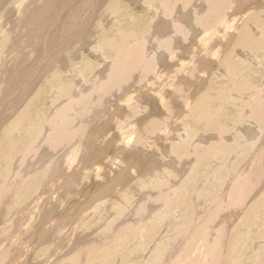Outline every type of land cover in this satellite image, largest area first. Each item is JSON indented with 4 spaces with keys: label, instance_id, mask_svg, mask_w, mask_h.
Segmentation results:
<instances>
[{
    "label": "rangeland",
    "instance_id": "obj_1",
    "mask_svg": "<svg viewBox=\"0 0 264 264\" xmlns=\"http://www.w3.org/2000/svg\"><path fill=\"white\" fill-rule=\"evenodd\" d=\"M34 1L38 4L30 0H0V241L6 240L0 245V256L9 261L1 262L0 259V264H71L73 261L76 264L78 257L77 264H162L160 259L163 256L168 259L172 254L175 256L169 260L170 264H264V172L261 171L264 165L258 161H264V130L261 129L264 125L255 127L252 119H249L250 127L233 125V120L238 122V116L242 120V108L253 105V97L257 100L256 94L264 95V21H261L264 19V0H222V14L218 16H212L206 5H199L203 9L196 17L207 22L209 27L216 22L208 34L203 28L204 37L202 33L198 36L190 34L193 40L190 37L188 44L183 40L190 26L199 22L194 15H189L195 12L199 0H180L171 27L168 26V15L164 16V21L155 22L153 13L156 12L152 11L166 6L171 0L163 3L160 0ZM182 13L184 17L179 16ZM220 18L225 22H220ZM180 19L186 27L185 32L181 31ZM153 23L164 30L163 34L155 32L153 28L156 27L151 26ZM172 27L179 30L174 31ZM177 31L181 35L173 38V48L179 54H175L172 61L168 51H161V44H143L144 52L141 53L139 39L144 33L153 37L157 34V38H161L169 35L168 32ZM248 33L251 37L246 40ZM207 37L211 42V45L207 44L209 50L203 48L204 56L198 58V45ZM244 39L262 42L259 48H254L250 44L247 46ZM196 40L200 41L197 43ZM217 42L220 48L216 47ZM190 43L196 47L194 44H191L195 47L193 49L186 47ZM114 44H120L124 49L118 52ZM156 48L160 51L155 52L153 49ZM245 51L250 52V57L243 55ZM134 55L137 58L132 65ZM147 57L154 59L153 66L157 65L156 71L147 77L150 82L140 80L142 82L136 84L139 79L134 75L131 78L135 82L133 89L127 87L124 91L119 89L105 96L98 95V89H105V83L115 81L125 70L140 69L142 60ZM203 57L205 61L208 59L212 68L207 66L202 74L198 67H193ZM185 58H188V64L183 62ZM178 59L182 61L177 62ZM182 62L185 65L181 69L179 66L178 71L174 69L176 74L163 79L164 82L169 80L165 84H174L177 76L188 80L181 90V99L172 104L177 110L173 106L167 108L170 103L167 97L172 90L168 89L167 96H161L164 91L161 72ZM191 72L203 76L199 74V78L196 74V78ZM193 78L195 82L190 81ZM86 97L89 100L86 101ZM138 97L141 99L139 103ZM165 102L167 107H164ZM116 119H119L116 128H122V131L114 129ZM130 119L138 121L131 122ZM57 131L63 136L56 133L60 142L52 143L50 137ZM136 135L141 137V147L126 153L125 158L118 157L117 154ZM123 142L128 143L124 145ZM36 146L40 147V152L34 149ZM189 148V152L195 155L183 158ZM74 153L79 156L72 163L68 162L67 157ZM180 157L183 159L179 160ZM112 160L114 163L118 160L115 168L110 165ZM97 163L100 165L95 168ZM257 164L263 167H257ZM88 168L93 172L96 169L94 173L99 178L91 171L86 172ZM234 170L240 171V179L236 180ZM43 177L47 180L44 178V181ZM29 179L33 189L28 191V197L20 198ZM233 180L237 191L231 189L234 188ZM91 181L100 187L96 188ZM46 183L47 188L38 193ZM72 183L76 186L72 187ZM239 186H245L247 192L244 188L239 192ZM67 187L73 190L67 192ZM91 188L95 191L102 189L103 193L94 191L96 196ZM223 194L226 195L222 197ZM155 199L160 200L154 203ZM45 201L52 204H44ZM232 201L236 202L234 208L230 206ZM39 203L48 208L40 212ZM216 205L219 209L212 213L210 208ZM204 216H207L209 226L216 224L211 233L196 221ZM189 219L190 222L186 223ZM223 225L225 235H221ZM8 228L13 231L12 235ZM182 229H186L187 234L176 240ZM13 236L15 238H10ZM212 239L222 246L218 253L214 245H209ZM15 255L18 256L14 257L16 260L12 259Z\"/></svg>",
    "mask_w": 264,
    "mask_h": 264
},
{
    "label": "bare ground",
    "instance_id": "obj_2",
    "mask_svg": "<svg viewBox=\"0 0 264 264\" xmlns=\"http://www.w3.org/2000/svg\"><path fill=\"white\" fill-rule=\"evenodd\" d=\"M35 2V3H37V1H34V0H30V2ZM161 2L160 3H163L165 0H160ZM168 1V0H167ZM180 0H171L170 1V3L169 2H167L168 4H165L166 6H160V7H162V9L160 8V7H158V9L159 10H152L153 12H156V14H154L153 13V17H154V19H155V22H158V21H156V20H161V21H164V16H166V15H168V17H169V22H170V25H168L169 27H171V23L172 24H174V20H173V17H177L176 16V12H175V7L178 5V4H180V2L182 1H180ZM232 1V0H231ZM257 1V0H256ZM81 2H83V1H81ZM80 2V3H81ZM89 2H91V0L89 1ZM221 2H222V0H199L198 1V3L196 4V6L194 7V9H195V12L194 13H192L191 15H189L190 17H193V15H194V17H196V15L197 14H199L200 12H201V10L203 9V8H200L199 7V5H202L203 7L206 5V7L208 8V10H210V12L212 13V16H218V15H221L222 14V8H221ZM226 2V1H225ZM227 3V2H226ZM260 3V2H259ZM38 4V3H37ZM41 4V3H40ZM52 4V3H51ZM54 5V4H53ZM81 5H82V3H81ZM56 6V5H55ZM201 6V7H202ZM223 6V5H222ZM228 6V5H227ZM248 6H250V5H248ZM14 7H16V6H14ZM257 7V6H256ZM224 8V7H223ZM251 7H249V9H250ZM14 9V8H13ZM156 9V8H155ZM178 9V8H177ZM205 9V8H204ZM246 9V8H245ZM244 9V10H245ZM46 10V9H45ZM182 10H184V9H182ZM206 10V9H205ZM262 10V9H261ZM150 11V10H149ZM177 11V10H176ZM241 11V10H240ZM249 11V10H248ZM9 12V11H8ZM36 12V11H35ZM158 12H159V14H158ZM180 12V11H179ZM185 12V11H184ZM256 12V11H255ZM260 12V11H259ZM246 13V12H245ZM22 14H25L24 12L22 13ZM207 15H208V13H207ZM223 15H225V17H226V13L224 14V12H223ZM257 15V14H256ZM27 16V15H26ZM179 16H182V17H184L185 15L182 13V15H179ZM31 17V16H30ZM207 17V16H206ZM259 17V16H258ZM262 17V16H261ZM28 18V17H27ZM181 18V17H180ZM197 19H198V23H193V25L192 26H190V30L188 31L189 33H188V35L186 36V39L185 40H183V41H185V44H188V41H189V38L191 37H193V36H191V35H196V36H198V34L199 33H202L203 34V37H204V34H208L209 32H210V30H211V28L210 27H212V28H214L212 25L216 22H212V25H211V23H210V27H209V24L207 25L206 23H204L203 21L204 20H202V19H200L198 16L196 17ZM208 18H209V16H208ZM30 19V18H29ZM151 19L153 20V18L151 17ZM185 19V18H184ZM183 19V20H184ZM209 20V19H208ZM207 20V21H208ZM21 21V20H20ZM27 21H28V19H27ZM168 21V20H167ZM166 21V22H167ZM197 21V20H196ZM214 21V20H213ZM261 21H264V19L263 20H261ZM154 22V21H153ZM220 22H225V20H224V18H220ZM233 22V21H232ZM231 22V23H232ZM180 23L182 24V26H181V31H184V28H186L185 27V25H183V23H182V20L180 19ZM209 23V22H208ZM219 23V22H218ZM226 23H227V21H226ZM243 23V22H242ZM263 23V22H262ZM151 26L153 27V26H155L154 25V23L153 24H151ZM151 26H150V28H151ZM162 26H163V24H162ZM176 26V25H175ZM202 26H204V27H202ZM206 26V27H205ZM156 28H153V29H155V32H157L158 34H163V31L164 30H161V28H159V26L158 25H156L155 26ZM161 27V26H160ZM263 27V26H262ZM55 28V27H54ZM173 28V27H172ZM177 29H178V27H176ZM203 28H205V30H206V33H205V30H203ZM89 29V28H88ZM174 29V31H176L175 30V28H173ZM25 30H27L26 28H25ZM168 30V29H167ZM179 30V29H178ZM227 30V29H226ZM187 31V30H186ZM29 32V31H28ZM165 32H166V30H165ZM180 32V31H179ZM185 32V31H184ZM184 32H182L183 34H184ZM236 32V31H235ZM264 32V31H263ZM168 33H170L169 35H167V36H165V37H159V38H157V34L153 37V35H148V33H144V35L139 39V44H140V47H141V50H142V52L141 53H143L144 51H143V48L144 47H142L143 46V44H144V46H145V44H147L148 43V45H149V43L151 42V43H156L157 45L158 44H161L162 45V47L160 48L161 49V51L162 50H165L166 52L168 51V57H169V59L171 58V61H172V58H174V55L176 54H179V51H177L176 52V49H174L173 48V38L175 39V37L176 36H178V35H181V34H178V31H177V33L176 32H168ZM247 33V32H246ZM186 34V33H185ZM184 34V35H185ZM191 34V35H190ZM237 34V33H236ZM235 34V35H236ZM32 35V34H31ZM248 35V36H247ZM247 35H245V38H246V40H248L249 38L248 37H251V35L249 36V33L247 34ZM152 36V37H151ZM159 36V35H158ZM243 36V35H242ZM201 37V36H200ZM241 37V36H240ZM152 38V39H151ZM182 38H185L184 36H182ZM196 38V37H195ZM214 38V37H213ZM239 38V37H238ZM85 39V38H84ZM252 39H253V37H252ZM191 40H193V38L191 39ZM233 40V39H232ZM238 40V39H237ZM245 40V39H244ZM245 40V42H246V44H247V46H250L251 45V47L253 46H258V45H260L261 44V42L259 43V42H257V40L256 41H254V42H250V41H252V40H250V41H246ZM263 40V39H262ZM195 41V40H194ZM197 41V40H196ZM198 41H200V40H198ZM198 41H197V43H198ZM203 41V42H202ZM202 41L200 42V46L198 45V47H200L199 48V51L196 53V54H199V57L198 58H200V55H202V49L203 48H206L211 42H210V40H209V37H207V39H202ZM204 41H206V42H204ZM55 42V41H54ZM87 42V41H86ZM177 42V41H176ZM182 42V41H181ZM230 42V41H229ZM238 42H240V41H238ZM242 42V41H241ZM26 43V42H25ZM25 43H24V45H25ZM88 43V42H87ZM195 43V42H194ZM194 43H190V45L189 46H186V47H191L192 45L191 44H194ZM63 44V43H62ZM155 44V45H156ZM208 44V45H207ZM241 44V43H240ZM245 44V45H246ZM250 44V45H249ZM85 45V44H84ZM151 45V44H150ZM211 45V44H210ZM219 45H220V43L219 42H217V44H216V47L218 46L219 47ZM225 46L227 45V44H224ZM114 46L117 48V50H118V52L120 51V50H122V49H124L123 48V46L122 45H120V44H114ZM175 46V45H174ZM194 46H195V44H194ZM191 47L192 49L193 48H195V47ZM238 46V45H237ZM241 46H243V45H241ZM263 47H264V45H262ZM262 46H261V48H262ZM23 47V46H22ZM183 47V46H182ZM24 48V47H23ZM153 48V47H152ZM165 48V49H164ZM190 48V49H191ZM220 48V47H219ZM218 48V49H219ZM226 48V47H225ZM255 48V47H254ZM254 48H251V49H254ZM258 48H259V46H258ZM258 48H256V49H258ZM207 49H208V47L206 48V49H204V50H206L207 51ZM213 49V48H212ZM264 49V48H263ZM262 49V50H263ZM21 50V49H20ZM126 50V49H125ZM155 52L156 51H160L159 49H157L156 48V50L155 49H153ZM177 50H182V48H177ZM183 50H185V49H183ZM182 50V51H183ZM209 50V49H208ZM217 49H215V51H216ZM221 50H222V48H221ZM225 50V49H224ZM224 50H223V52H224ZM22 51V50H21ZM128 51V50H127ZM205 51V52H206ZM218 51V50H217ZM216 51V52H217ZM235 51V50H234ZM191 52V51H190ZM205 52H203L204 54H205ZM210 52H214V51H210ZM163 53V52H162ZM225 53V52H224ZM250 52H247L246 53V51L245 52H243V55L245 56V55H247V56H249L250 54H249ZM153 54H155V53H153ZM152 54V55H153ZM210 54V53H209ZM209 54H206V56L207 55H209ZM156 55V54H155ZM186 55L188 56V53H186ZM195 55V54H194ZM146 56V55H145ZM184 56V55H183ZM190 56V55H189ZM193 56V55H192ZM202 56H204V55H202ZM205 56V57H206ZM9 57H11V56H9ZM153 57V56H152ZM163 57V56H162ZM185 57V56H184ZM236 57V56H235ZM250 57V56H249ZM251 57H252V55H251ZM134 58H135V61H134V63H132V65H134L135 63H136V58H137V55H134ZM195 58V57H194ZM193 58V59H194ZM204 58V57H203ZM199 59V61H197V64H195L194 63V61H196V59L193 61V64H195L194 65V67L193 68H197L198 67V71H202L204 68H207V66H209L210 64L207 62L208 61V59H206V61H205V58L204 59ZM208 58V57H207ZM181 59V58H180ZM186 59V61H183L185 64H188L187 63V60H188V58H185ZM212 59H214V58H212ZM160 60H158V62H159ZM182 60H177V62H181ZM189 61V60H188ZM253 61V60H252ZM126 62H128L129 63V61L128 60H126ZM183 62L182 63H178V64H174L172 67L170 66V64H168V66H170L171 68H169L167 71H165V72H161V73H163L162 74V80L163 79H165L166 77H168V76H171L172 74H176V73H174L175 71H176V68H177V71H178V69H179V66H180V69L182 68V65H185V64H183ZM190 62H191V60H190ZM254 62V61H253ZM153 63H155L154 62V59L153 60H151V59H148V57L147 58H145L144 60H142V63L140 64V69H135V70H125V71H123L117 78H116V80L115 81H108V83H105L106 84V86H104V88L105 89H98V91H97V93H98V95H102V96H105L107 93H109V92H111V91H115V90H117V91H119V89H126L127 87H130V89L132 88V87H134V84H135V82H133L134 80H132L131 78H132V76H136V77H138V82H136V84L138 83V84H140V82H142V81H140V80H145V81H147V77L148 76H150V75H152L151 73L155 70L154 68L156 67V69H157V65L155 64L154 66H153ZM192 63V62H191ZM245 63V62H244ZM258 63V62H257ZM5 64H7V59H6V63ZM159 64V63H158ZM161 64V63H160ZM16 65V64H15ZM14 65V66H15ZM196 66V67H195ZM206 66V67H205ZM201 67V68H200ZM210 67H211V65H210ZM6 68V67H5ZM212 68V67H211ZM13 69H15V67L13 68ZM148 69H150V71H148ZM174 69H175V71H174ZM194 69V70H195ZM160 70V69H159ZM159 70H157V72L159 73ZM193 70V69H192ZM207 70V69H206ZM156 71V70H155ZM181 71V70H180ZM204 71V70H203ZM149 72V73H148ZM182 72V71H181ZM188 72H190V71H188ZM192 74H195L194 72H191ZM202 73V72H201ZM201 73H196V74H198L197 76L199 77V74H201ZM157 74V73H156ZM189 74V73H188ZM196 74H195V76H196ZM203 74V73H202ZM201 74V75H202ZM221 74V73H220ZM186 75V74H185ZM14 76V75H13ZM173 76V75H172ZM171 76V77H172ZM192 76H194V75H192ZM196 76V78H198ZM203 76V75H202ZM1 77V76H0ZM159 77V76H158ZM205 77V76H204ZM200 78V77H199ZM150 79V78H149ZM156 79V78H155ZM173 79V78H172ZM223 79V78H222ZM0 80H1V78H0ZM159 80V79H158ZM161 80V78H160V81H162ZM168 79H166V81H167ZM200 80V79H199ZM232 80V79H231ZM2 81V80H1ZM144 81V82H145ZM154 81V80H153ZM165 81V82H166ZM169 81V80H168ZM173 81V80H172ZM174 81H175V83L173 84V83H171V84H165V82H164V80H163V86L162 85H160V86H162L163 87V89H164V91L160 94L161 96H167L168 94V92L170 91V90H172L171 91V93H169V97H167L168 99V102H170L169 103V107H167L168 106V104L165 102V106L164 107H167V108H170V106H173V108H175L176 109V107H175V105H172L173 103H175V102H177L178 100H180L181 99V95H182V93H181V90H183L184 88H185V86H184V84H185V82L187 83L188 82V80L186 79V78H183V77H181V79L177 76V78L175 79L174 78ZM180 81V82H179ZM190 81H192V82H195L194 81V78L193 79H190ZM213 81V80H212ZM148 82H150V81H147V83ZM170 82H171V80H170ZM203 82H204V80H203ZM153 83V82H152ZM150 84V83H149ZM145 85V84H144ZM165 85L167 86V87H165ZM197 85V84H196ZM241 85V84H240ZM263 85V84H262ZM146 86V85H145ZM158 87V88H161V87ZM224 87V86H223ZM145 88V87H144ZM157 88V87H156ZM165 88H167V90H165ZM237 88V87H236ZM133 89V88H132ZM148 89V88H147ZM152 89H154V88H152ZM168 89H170V90H168ZM231 89V88H230ZM243 89V88H242ZM252 89V88H251ZM254 89V88H253ZM264 89V88H263ZM262 89V90H263ZM127 90V89H126ZM222 90V89H221ZM260 90H261V87H260ZM124 91V90H123ZM155 91V90H154ZM160 91V90H159ZM258 91V90H257ZM256 91V92H257ZM259 92H262V91H259ZM236 93V92H235ZM111 94V93H110ZM109 94V95H110ZM148 94H151V93H148ZM157 94V93H156ZM156 94H154V95H156ZM262 94H264V93H262ZM94 95V94H93ZM95 95H96V92H95ZM122 95V94H121ZM125 95V94H124ZM135 95V94H134ZM141 95V94H140ZM158 95V94H157ZM156 95V96H157ZM189 95V94H188ZM257 96H256V98H257V100H254V98L255 97H253V100H252V98H251V100H252V102L253 103H251V104H253V105H255L256 107H253V105H251L250 107H247V106H245V107H243L242 109V111L240 112V113H242V120L240 119L241 117H239L238 116V118H237V120H238V122H236V121H234L233 120V125L234 126H237V124H239V125H247V127H250V125H252V124H249V122H250V120L249 119H252L251 121H253L254 122V125L253 126H255L256 127V125H257V127H260V126H258L259 124L260 125H264V95H260V94H256ZM133 96V95H132ZM142 96V95H141ZM248 96V95H247ZM92 97V96H91ZM99 97V96H98ZM97 97V98H98ZM191 97V96H190ZM190 97H189V99H190ZM201 97V96H200ZM219 97V96H218ZM89 98H90V95H89ZM100 98V97H99ZM102 98V97H101ZM100 98V99H101ZM125 98V97H124ZM128 98H129V96H128ZM152 98V97H151ZM154 98V97H153ZM91 99V98H90ZM137 99H139V101H138V103L139 102H141L140 100V97H138ZM163 99V98H162ZM162 99H160L161 101H163ZM187 99V98H186ZM188 99V100H189ZM207 99V98H206ZM87 100H89L87 97H86V101ZM126 100V99H125ZM166 100V101H167ZM185 100V99H184ZM239 100V99H238ZM131 102H132V100H130ZM129 101V102H130ZM136 101V100H135ZM187 101V100H186ZM237 101V100H236ZM85 102V101H84ZM196 102V101H195ZM221 102V101H220ZM235 102V101H234ZM251 102V101H250ZM90 103V102H89ZM185 103V102H184ZM244 103V102H243ZM82 104H84V103H82ZM81 104V105H82ZM96 104V103H95ZM223 104V103H222ZM94 105V104H93ZM164 105V104H163ZM201 105V104H200ZM120 106V105H119ZM128 106V105H127ZM138 106V105H137ZM86 107H88V106H86ZM129 107V106H128ZM155 107V106H154ZM198 108H199V106H197ZM132 108V107H131ZM152 108V107H151ZM102 109V108H101ZM129 109V108H128ZM188 109V108H187ZM197 109V108H196ZM218 109V108H217ZM249 109V110H248ZM259 109H260V111H259ZM151 110V109H150ZM177 110V109H176ZM192 110V109H191ZM97 111H99V110H97ZM96 111V112H97ZM127 111H129V110H127ZM179 111V110H178ZM197 111V110H196ZM195 111V112H196ZM208 111V110H207ZM96 112H95V114H96ZM114 112V111H113ZM145 112V111H144ZM177 112V111H176ZM175 112V113H176ZM192 112H193V110H192ZM194 112V113H195ZM101 113V112H100ZM107 113V112H106ZM128 113V112H127ZM139 113V112H138ZM154 113V112H153ZM156 113H157V111H156ZM178 113V112H177ZM233 113V112H232ZM239 113V114H240ZM99 114V113H98ZM97 114V115H98ZM115 114V113H114ZM229 114V113H228ZM111 115H113V114H111ZM116 115V114H115ZM114 115V116H115ZM124 115H125V112H124ZM182 115V114H181ZM201 115V114H200ZM151 116V115H150ZM156 116V115H155ZM154 116V117H155ZM102 117V116H101ZM109 117V116H108ZM112 116H110V118H111ZM124 117V116H123ZM173 117H175V116H173ZM181 117V116H180ZM201 117V116H200ZM221 117V116H220ZM224 117V116H223ZM57 118V117H56ZM124 118H126L127 119V117H124ZM141 118V117H140ZM156 118V117H155ZM178 118V117H177ZM39 119V118H38ZM54 119V118H53ZM142 119V118H141ZM140 119V120H141ZM157 119V118H156ZM94 120V119H93ZM92 120V121H93ZM112 120V119H111ZM117 120V122H115V124H114V129L116 128V126L118 127V125H117V123H118V121H119V119H116ZM115 120V121H116ZM131 120V119H130ZM247 120H249V121H247ZM121 121V120H120ZM123 121V120H122ZM133 121H138V120H133ZM132 120H131V122H133ZM142 121L143 120H141V124H142ZM213 121V120H212ZM224 121V120H223ZM232 121V120H231ZM123 122H125V121H123ZM122 122V123H123ZM150 122V121H149ZM33 123V122H32ZM41 123V122H40ZM128 123V122H127ZM130 123V122H129ZM152 123V122H151ZM251 123V122H250ZM46 124V123H45ZM119 124V123H118ZM126 124V123H125ZM136 124V123H135ZM132 125V124H131ZM130 125V126H131ZM174 125H175V123H174ZM238 125V126H239ZM120 126V125H119ZM137 126H139V125H137ZM231 126H232V124H231ZM29 127V126H28ZM126 127V126H125ZM224 127V126H223ZM228 127V126H227ZM261 127H263V128H261ZM260 128L262 129V130H264V126H261ZM121 128V127H120ZM126 128H131V127H126ZM183 128V127H182ZM207 128V127H206ZM234 128V127H233ZM232 128V130H234ZM35 129V128H34ZM43 129V128H42ZM117 129V128H116ZM115 129V130H116ZM119 129V128H118ZM117 129V130H118ZM225 129V128H224ZM249 129V128H248ZM44 130V129H43ZM89 130V129H88ZM120 131H122V128L121 129H119ZM132 130H133V128H132ZM231 130V131H232ZM256 130V129H255ZM257 130L259 131V128H257ZM256 130V131H257ZM46 131V130H45ZM129 131V130H128ZM146 131V130H145ZM230 131V130H229ZM229 131H227V132H229ZM236 131V130H235ZM257 131V132H258ZM59 132V136L60 137H62L63 135H62V133L60 132V131H57V132H55L54 133V135L52 136V137H50L51 138V140L53 141H51L52 143H59L60 142V137H58L57 136V134L56 133H58ZM217 132H219V131H217ZM225 132V131H224ZM254 132V131H253ZM118 133H119V131H118ZM121 133V132H120ZM124 133H125V131H124ZM173 133V132H172ZM222 133H223V131H222ZM260 133H262V131L260 130ZM127 134H128V132H127ZM206 134V133H205ZM226 135V133H223V135ZM250 134V133H249ZM62 135V136H61ZM79 135V137L81 136L80 134H78ZM125 135H126V133H125ZM125 135H124V137H125ZM130 135V134H129ZM217 135V134H216ZM220 135H222V134H220ZM240 135V134H239ZM54 136H56V137H54ZM122 136H123V134H122ZM218 136V139H219V135H217ZM78 137V138H79ZM140 137V135H136V136H134V137H132L131 138V140L129 141V143L127 144V143H124L123 142V144L125 145V144H127L126 145V147L124 148V149H122V151L119 153V154H117V156L119 157H123V158H125V156H126V153H128L129 151H134V149L135 150H137L138 148H136V147H138L141 143H139V142H141L140 140H141V137ZM221 137V136H220ZM126 138H128V137H126ZM185 138V137H184ZM213 138V137H212ZM228 138V137H227ZM238 138V140H239V137H237ZM245 138V137H244ZM140 139V140H139ZM202 139V138H201ZM217 139V140H218ZM247 139V138H246ZM81 140H83V138L81 139ZM143 140V139H142ZM159 140V139H158ZM203 140V139H202ZM207 140V139H206ZM220 140V139H219ZM237 140V141H238ZM117 141V140H116ZM215 141V140H214ZM213 140H212V142H214ZM220 141H222V140H220ZM226 141V140H225ZM228 141V140H227ZM236 141V142H237ZM240 141V140H239ZM114 142V141H113ZM247 142H249V141H247ZM116 143V142H115ZM216 143V142H215ZM252 143H254V142H252ZM256 143V142H255ZM114 144V143H113ZM113 144H112V146H113ZM202 144V143H201ZM214 144V143H213ZM238 144H239V142H238ZM249 144V143H248ZM117 145V144H116ZM121 145V144H120ZM255 145H257V144H255ZM53 146V145H52ZM213 146V145H212ZM211 146V147H212ZM239 146H240V144H239ZM260 146V145H259ZM139 147H141V146H139ZM248 147V146H247ZM39 148L40 147H38V146H36L34 149L38 152V150H39ZM114 148V147H113ZM113 148H111V149H113ZM118 148V147H117ZM240 148V147H239ZM259 148V147H258ZM53 149V148H52ZM54 149H55V147H54ZM109 149V148H108ZM212 149V148H211ZM225 149V148H224ZM236 149H237V147H236ZM246 149V148H245ZM248 149V148H247ZM101 150V149H100ZM100 150H99V152H100ZM189 150H190V148L188 149V150H186V152H185V155H182L183 156V158H187V157H192L191 155H195V153H191V152H189ZM235 150V149H234ZM237 150H239V149H237ZM115 151V150H114ZM221 151V150H220ZM222 151H224V150H222ZM236 151V150H235ZM234 151V152H235ZM39 152H40V150H39ZM91 152H93V151H91ZM91 152H88V153H91ZM148 152V151H147ZM225 152V151H224ZM238 152V151H237ZM247 152V151H246ZM151 153V152H150ZM216 153V152H215ZM230 153V152H229ZM243 153V152H242ZM39 154V153H38ZM234 154V153H233ZM232 154V155H233ZM106 155V154H105ZM144 155V154H143ZM151 155H152V153H151ZM163 155V154H162ZM196 155H198V154H196ZM229 155V154H228ZM241 155V154H240ZM244 155V154H243ZM250 155H252V153L250 154ZM40 156V155H39ZM79 156V154L77 155V153H74V154H72L71 156H69V157H67V159L66 160H68V162H71V161H75L76 159H77V157ZM94 156H96V155H93L92 157H94ZM148 156V155H147ZM44 157V156H43ZM82 157V156H81ZM97 157V156H96ZM107 157V156H106ZM138 157V156H137ZM156 157V156H155ZM166 157V156H165ZM233 157V156H232ZM38 158V157H37ZM89 158V156L86 158V159H88ZM108 158V157H107ZM149 158V157H148ZM181 158V157H180ZM183 158H181V159H179V160H182ZM196 158V157H195ZM223 158V157H222ZM228 158H230V157H228ZM241 158V157H240ZM245 158H246V156H245ZM260 158V157H259ZM43 159V158H42ZM41 159V160H42ZM101 159V158H100ZM109 159H111V157H109ZM109 159H108V161H109ZM116 159V158H115ZM114 159V160H115ZM145 159V158H144ZM225 159V158H224ZM223 159V160H224ZM247 159V158H246ZM54 160V159H53ZM85 160V159H84ZM97 161H98V158L96 159ZM114 160H112L113 162H111V163H113V164H110V165H112L113 167L112 168H115L116 166H114V165H116V163L118 162V160H117V162L116 163H114ZM187 159H185L184 161H186ZM233 159L231 158V161H232ZM245 160V159H244ZM250 160V159H249ZM248 160V161H249ZM257 160V159H256ZM261 159H259L258 161H259V163L261 164V165H264V161H260ZM15 161V160H14ZM55 161H57V160H55ZM59 161V160H58ZM79 161V160H78ZM137 161V160H136ZM222 161V160H221ZM95 162V161H94ZM156 162V161H155ZM252 162V161H251ZM72 163V162H71ZM109 163V162H108ZM125 163H126V161H125ZM141 163V162H140ZM148 163V162H147ZM188 163V162H187ZM232 163V162H231ZM54 164V163H53ZM99 163H97L96 164V166H95V168H98L99 167V165H98ZM132 164V163H131ZM155 164V163H154ZM222 164V163H221ZM55 165V164H54ZM67 165H69V164H67ZM73 165V164H72ZM117 165H119V164H117ZM135 164H133V166H134ZM191 165V164H190ZM223 165V164H222ZM225 165V164H224ZM259 164H257V167H263V166H258ZM239 166V165H238ZM252 166V165H251ZM13 167V166H12ZM27 167V166H26ZM57 167V166H56ZM131 167V166H130ZM129 167V168H130ZM142 167V166H141ZM144 167V166H143ZM153 167V166H152ZM120 168V167H119ZM126 168H127V166H126ZM195 168V167H194ZM222 168V167H221ZM225 168V167H224ZM254 168V167H253ZM10 169V168H9ZM33 169V168H32ZM31 169V170H32ZM133 169V168H132ZM131 169V170H132ZM234 169V168H233ZM255 169V168H254ZM87 170L89 171V168L88 169H86L85 171L87 172ZM95 171L94 172H96V169H94ZM109 170V169H108ZM112 170V169H111ZM144 170V169H143ZM155 170V169H154ZM184 170V169H183ZM188 170V169H187ZM190 170V169H189ZM192 170V169H191ZM259 170V169H258ZM85 171H83V175H85L84 173H85ZM92 173H94L92 170H90ZM89 171V172H90ZM101 171V170H100ZM102 171H104V170H102ZM120 171V170H119ZM152 171V170H151ZM235 171V170H234ZM262 172H264V167L262 168V170H261ZM17 172V171H16ZM99 172V171H98ZM132 172V171H131ZM236 172V171H235ZM149 174H150V171L148 172ZM255 173V172H254ZM91 174V173H90ZM118 174V173H117ZM122 174V173H121ZM136 174V173H135ZM180 174V173H179ZM182 174V173H181ZM21 175H22V173H21ZM20 175V176H21ZM24 175V174H23ZM81 175V174H80ZM96 175V173H94L93 174V176H95ZM113 175V174H112ZM133 175V174H132ZM197 175V174H196ZM227 175H230V174H227ZM242 175H244V174H242ZM251 175H252V173H251ZM255 175V174H254ZM263 175V174H262ZM78 176V175H77ZM97 177H98V175H96ZM102 176V175H101ZM101 176H100V178H101ZM119 176V175H118ZM202 176V175H201ZM235 176H236V180H238V178L240 179V171L239 172H236V174H235ZM245 176V175H244ZM23 177V176H22ZM120 177V176H119ZM125 177H127V176H125ZM177 177V176H176ZM176 177H174L173 179H175ZM242 177L243 176H241V179H242ZM252 177V176H251ZM44 178L45 177H43V180H44ZM99 178V177H98ZM103 178V177H102ZM101 178V179H102ZM129 178V177H128ZM178 178V177H177ZM227 178V177H226ZM247 178V177H246ZM255 178V177H254ZM19 179H20V177H19ZM22 179V178H21ZM21 179H20V181H21ZM90 179V178H89ZM92 179V178H91ZM96 179V178H95ZM235 179V178H234ZM249 179H251V178H249L248 177V180ZM30 180V179H29ZM45 180H47L46 178H45ZM44 180V181H45ZM74 180V179H73ZM94 180V179H93ZM103 180V179H102ZM171 180H172V178H171ZM170 180V181H171ZM229 180V179H228ZM243 180V179H242ZM20 181H18V182H20ZM76 181V180H75ZM113 181H115V179L113 180ZM174 181V180H173ZM176 181V180H175ZM180 181V180H179ZM225 181V180H224ZM223 181V182H224ZM245 181V180H244ZM68 182V181H67ZM74 182V181H73ZM85 182H88V181H85ZM91 182H93V185H94V182L95 181H91ZM172 182V181H171ZM232 182H234V183H232V185H234L235 184V182L236 181H232ZM252 182V181H251ZM258 182H260V181H258ZM35 183V182H34ZM37 183V182H36ZM81 183V182H80ZM98 183V182H97ZM159 183V182H158ZM166 183H168L167 181H166ZM247 183H248V181H247ZM250 183V182H249ZM254 183V182H253ZM16 184V183H15ZM95 184H96V182H95ZM104 184V183H103ZM113 184V183H112ZM153 184V183H152ZM155 184V183H154ZM160 184V183H159ZM169 184H171L170 182H169ZM169 184H168V186H169ZM174 184V183H173ZM180 184V183H179ZM182 184V183H181ZM241 184V183H240ZM242 184H244V182L242 183ZM241 184V185H242ZM251 184V183H250ZM38 185V184H37ZM46 185H47V183L46 184H44L43 185V189H38L39 190V192L38 193H42V190H44L45 188L44 187H46ZM72 187H74V186H76V183H75V185L72 183ZM91 185V184H90ZM93 185H91V186H93ZM108 185V184H107ZM162 185V184H161ZM175 185V184H174ZM230 185H231V183H230ZM236 185H237V183H236ZM96 188H99L98 186H96V185H94ZM152 186V185H151ZM177 186V185H176ZM218 186V185H217ZM246 186V185H245ZM244 186V187H245ZM27 188H26V190H23V193H21V195H20V198H22L21 196H26L29 192V190L32 188L33 189V185H32V181L30 180V181H28V184H27V186H26ZM108 187V186H107ZM158 187H159V185H158ZM173 187V186H172ZM178 187V186H177ZM231 187V186H230ZM243 186L242 187H240L239 186V188H240V191H239V189H238V191L239 192H241V188L243 189L244 188ZM246 187H249V186H246ZM47 188V187H46ZM66 188V187H65ZM88 188H90V187H87V190H89ZM95 188V189H96ZM137 188V187H136ZM181 188H182V186H181ZM180 188V189H181ZM256 188V187H255ZM50 189V188H49ZM49 189H48V192H50L49 191ZM150 189V188H149ZM156 189V188H155ZM169 189V188H168ZM168 189H166V190H168ZM179 189V188H178ZM227 189H229L228 187H227ZM232 190L233 189H235V185H234V188L232 187L231 188ZM245 189V188H244ZM70 190L72 191L73 190V188H71V187H67V192H70ZM86 190V189H85ZM91 190H93L92 188H91ZM236 191H237V189H235ZM31 191V190H30ZM36 191V190H35ZM54 191H55V189H54ZM94 191L95 190H93V193H94ZM156 191H159V189H157ZM244 191H246L247 192V188L244 190ZM11 192V191H10ZM9 192V193H10ZM85 192H87V191H85ZM89 192V191H88ZM96 193L98 192H102L103 193V190L102 189H100L99 191H97V189H96V191H95ZM104 192H106V189H105V191ZM165 192V191H164ZM238 192V193H239ZM45 193V192H44ZM84 193V192H83ZM89 193H91V192H89ZM93 193H92V195H93ZM96 193H94V195L96 194ZM136 193V192H135ZM143 193V192H142ZM158 193H160V195H161V191L160 192H158ZM166 193V192H165ZM168 193V192H167ZM222 193V192H221ZM226 193V192H225ZM234 193V192H233ZM70 194V193H69ZM138 194V193H137ZM246 194V193H245ZM47 195V194H46ZM45 195V196H46ZM86 195V194H85ZM105 195V194H104ZM159 194H157V197H159L160 196ZM164 195V194H163ZM226 195V194H225ZM224 194H223V196L222 197H224L225 196ZM229 195V194H228ZM227 195V196H228ZM237 195H239V194H237ZM35 196V195H34ZM56 196V195H55ZM74 196V195H73ZM88 196V195H87ZM96 196H97V194H96ZM155 196V195H154ZM168 196V195H167ZM166 196V197H167ZM184 196V195H183ZM235 196H236V194H235ZM241 196V195H240ZM242 196H244V195H242ZM26 197H28V196H26ZM89 197V196H88ZM134 197V196H133ZM136 197V196H135ZM134 197V198H135ZM150 197V196H149ZM148 197V198H149ZM152 197V196H151ZM156 197V198H157ZM238 197V196H237ZM2 198V197H1ZM35 198V197H34ZM39 198V196L34 200V202L36 203L37 202V199ZM44 198V197H43ZM46 198V197H45ZM74 198H76V197H74ZM77 198H78V196H77ZM82 198V197H81ZM103 198V197H102ZM129 198V197H128ZM86 199V198H85ZM91 199V198H90ZM152 199V198H151ZM165 199V198H164ZM225 199H226V197H225ZM235 199H236V197H235ZM240 199V198H239ZM238 199V200H239ZM31 200V199H30ZM33 200V199H32ZM47 200V199H46ZM50 200H51V198H50ZM74 200V199H73ZM128 200V199H127ZM154 200V199H153ZM152 200V201H153ZM158 200H160V199H158ZM158 200H156L155 199V201H154V203L156 202H159ZM221 200H222V198H221ZM220 200V201H221ZM231 200H232V198H231ZM230 200V201H231ZM240 200H243V199H240ZM239 200V201H240ZM75 201V200H74ZM119 201V200H118ZM121 201V200H120ZM130 201V200H129ZM143 201V200H142ZM162 201V200H161ZM223 201V200H222ZM70 202V201H69ZM88 202V201H87ZM131 202V201H130ZM144 202V201H143ZM162 202H164V201H162ZM44 204H52V202L51 203H49V201H45V202H43ZM136 203V202H135ZM228 203V202H227ZM237 203H238V201H237ZM40 204V203H39ZM126 204V203H125ZM150 204V203H149ZM233 204H236V202H233L232 201V203L230 204V206L232 207L233 206V208H234V205ZM41 205V207H40V212H41V210H45V209H47L48 207H47V205H44V206H42V204H40ZM74 205V204H73ZM118 205V204H117ZM129 205V204H128ZM133 205V204H132ZM219 205V204H218ZM228 205V204H227ZM51 206V205H50ZM106 206V205H105ZM119 206V205H118ZM121 206V205H120ZM137 206V208H138V205H136ZM239 206V205H238ZM26 207V206H25ZM44 207V208H43ZM122 207V206H121ZM131 207H133V206H131ZM222 207V206H221ZM217 208H218V206L216 205V206H213V208H212V206H211V208L210 209H212V210H210L212 213H214L215 212V210H217ZM238 208V207H237ZM78 209V208H77ZM142 208H140V210H141ZM144 209V208H143ZM219 209V208H218ZM66 210V209H65ZM64 210V211H65ZM130 210V209H129ZM135 210H136V208H135ZM138 210V209H137ZM145 210V209H144ZM188 210H189V207H188ZM187 210V211H188ZM24 211H25V209H24ZM24 211H23V213H24ZM37 211V210H36ZM50 211V210H49ZM68 211V210H67ZM78 211V210H77ZM218 211V210H217ZM234 211H235V209H234ZM238 211V210H237ZM43 212V211H42ZM54 212H55V210H54ZM106 212V211H105ZM118 212V211H117ZM129 212V211H128ZM66 213H68V212H66ZM127 213V212H126ZM240 213V212H239ZM42 214V213H41ZM49 214V213H48ZM48 214H47V216H48ZM63 214V213H62ZM112 214V213H111ZM110 214V215H111ZM141 213H140V211H139V213H138V215H140ZM208 214H209V212H208ZM218 213L216 212L215 213V215H217ZM233 214V213H232ZM88 215V214H87ZM86 215V216H87ZM124 215V214H123ZM229 215V214H228ZM235 215V214H234ZM26 216V215H25ZM27 216H29V215H27ZM30 216H32V215H30ZM45 216H46V214H45ZM45 216H44V218H45ZM102 216V215H101ZM126 216V215H125ZM137 216V214L135 215V217ZM144 216H145V214H144ZM143 216V217H144ZM229 216H231V215H229ZM32 217H34V216H32ZM54 217V216H53ZM113 217V216H112ZM112 217H111V219H112ZM218 217V216H217ZM138 218H140V217H138ZM214 219H215V217H213ZM49 219V218H48ZM62 219V218H61ZM69 219V218H68ZM77 219V218H76ZM109 219V218H108ZM107 219V220H108ZM141 219V218H140ZM147 219V218H146ZM218 219H219V217H218ZM33 219H31L29 222H31ZM106 220V221H107ZM115 220V219H114ZM121 220V219H120ZM141 220H143V219H141ZM47 221V220H46ZM69 221V220H68ZM106 221H103V222H106ZM122 221V220H121ZM196 221L197 222H199L200 224H202V226H203V228L204 229H207V232H209V233H211L212 231H213V229L215 228V225H210L209 226V224H208V218H207V216H204V217H198V219H196ZM264 220H262V222H263ZM18 222V221H17ZM71 222H72V220H71ZM74 222V221H73ZM150 222V221H149ZM187 222H190V219L187 221L186 220V223ZM212 222H214V221H212ZM262 222H261V224H262ZM58 223H60L59 222V220H58ZM68 223V222H67ZM91 223V222H90ZM14 224H16V223H14ZM40 224H41V222H40ZM66 224V223H65ZM64 224V225H65ZM256 224V223H255ZM60 225V224H59ZM62 225V224H61ZM115 225V224H114ZM257 225H260V223L258 224V222H257ZM14 226V225H13ZM17 225H15V227H14V229H16L17 227H16ZM63 226V225H62ZM62 226H60L59 228H61ZM67 226V225H66ZM256 226V225H255ZM23 227H25V226H23ZM64 227V226H63ZM91 227H92V225H91ZM259 227V226H258ZM257 227V228H258ZM19 228V227H18ZM21 228V227H20ZM58 228V229H59ZM262 228H263V226H262ZM12 229V228H11ZM95 229V228H94ZM7 230V229H6ZM6 230L4 231V232H6ZM55 230V229H54ZM108 230V229H107ZM121 230V229H120ZM138 230V229H137ZM8 231H9V234L10 235H12L13 234V231H11V230H9V228H8ZM110 231H112V230H110ZM10 232H12V233H10ZM38 232V231H37ZM122 232H124V231H122ZM132 232V231H131ZM225 232H226V227H225V225H223V227H222V232H221V235H225ZM7 235V236H10V235ZM134 234V233H133ZM136 234V233H135ZM187 234V232H186V229H182L181 231H179L178 232V234L176 235V240H178V239H181L182 238V236H184V235H186ZM219 234V233H218ZM142 235V234H141ZM130 236V235H129ZM210 236H212V235H210ZM10 238H15L14 236L13 237H10ZM122 239V238H121ZM140 239H142V238H140ZM9 240V239H8ZM7 240V241H8ZM11 240V239H10ZM9 240V241H10ZM120 240V239H119ZM217 240V239H216ZM247 240V239H246ZM121 241V240H120ZM6 243V240H4V242L3 241H0V245L2 246V244H5ZM8 243V242H7ZM120 243V242H119ZM223 243V242H222ZM12 244V243H11ZM11 244H10V248H11ZM123 245V244H122ZM146 245V244H145ZM209 245H214V247L215 248H217L216 249V253H218L220 250H221V245H220V243H217L216 241H214L213 239L211 240V241H209ZM9 246V245H8ZM108 246V245H107ZM15 247V246H14ZM88 247H89V245H88ZM6 248H8V247H6ZM118 248V247H117ZM9 249V248H8ZM19 249L20 248H18V250H16V251H18V254H19ZM0 250H1V248H0ZM15 250V249H14ZM22 248H21V252H22ZM90 250V249H89ZM124 250V249H123ZM5 251H8V250H5ZM2 252H3V249H2ZM122 252V251H121ZM23 253H24V250H23ZM84 254H85V252H83ZM2 254V253H1ZM0 254V255H1ZM6 254V253H5ZM9 255H11V253H8ZM9 255L7 256H5V255H3L4 257H9ZM13 255V254H12ZM21 255H23L22 253H21ZM2 256V257H3ZM126 256V255H125ZM175 255L174 254H172V256L171 257H169L168 259L166 258V257H162L160 260H161V262H162V264H170V259L171 258H173ZM235 256V255H234ZM16 257H18V256H13L12 257V259H14V260H16L15 258ZM21 257V256H20ZM0 259H1V262H3V261H6L7 259H2L1 258V256H0ZM17 259H19V258H17ZM78 259H79V257H78ZM78 259H77V262H76V264L78 263ZM128 259V258H127ZM80 261H82V260H80ZM79 261V262H80ZM7 262H9L8 260H7ZM71 264H75V261H73Z\"/></svg>",
    "mask_w": 264,
    "mask_h": 264
}]
</instances>
